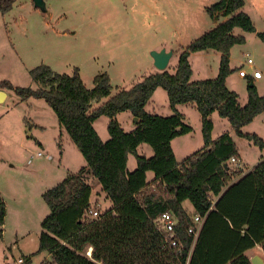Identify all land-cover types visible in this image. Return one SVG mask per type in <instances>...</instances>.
<instances>
[{
    "label": "trees",
    "instance_id": "1",
    "mask_svg": "<svg viewBox=\"0 0 264 264\" xmlns=\"http://www.w3.org/2000/svg\"><path fill=\"white\" fill-rule=\"evenodd\" d=\"M15 2L0 0V11H10ZM244 5L245 0H220L212 5L208 12L213 19L221 15L227 18L182 49L173 73H150L114 95L108 72L95 75L94 86L88 88L79 67L70 75L42 63L30 70L39 84L37 88L0 81V90L13 89L23 100H46L87 161L86 167L43 194L50 211L42 222L38 251L50 253L51 260L46 264H253L246 250L257 243L264 248V227L260 228L264 222V156L242 175L238 145L229 132L214 139L212 119V114L218 112L238 135L264 149L261 136L242 131L264 112V95L252 76L245 105L227 85L234 70L231 50L247 40L245 35L235 34V28L257 32ZM257 33L264 41V32ZM210 49L221 53L219 73L193 80L191 54ZM159 87L168 93L174 110L171 115L146 109ZM106 97L94 106V101ZM182 103H193L199 110L204 146L178 161L172 140L193 131L186 116L176 108ZM124 111L139 119L131 131H126L116 117ZM102 115L110 117L107 141L94 126ZM144 143L152 147L153 155L139 153ZM131 154L137 159L133 170L128 169ZM232 157L239 162H231ZM148 171L154 172L151 183ZM87 174L99 181L112 203L96 217L88 214L94 188ZM186 200L193 211L185 206ZM165 212L174 213L178 219L177 245L167 240L156 224ZM6 213V201L0 192V235ZM197 215L204 219L202 226L189 232ZM244 223L248 228L242 234ZM22 258V264H26L30 256Z\"/></svg>",
    "mask_w": 264,
    "mask_h": 264
},
{
    "label": "rangeland",
    "instance_id": "2",
    "mask_svg": "<svg viewBox=\"0 0 264 264\" xmlns=\"http://www.w3.org/2000/svg\"><path fill=\"white\" fill-rule=\"evenodd\" d=\"M219 1L45 0V11L34 0H16L10 11H0V81L37 88L39 84L30 74L32 68L44 63L60 73L73 75L75 67H79L88 88L94 86L95 75L108 72L114 95L159 71L153 57L155 50L173 51L166 68L173 73L182 49L227 18L221 15L215 20L208 12ZM243 10L251 16L257 32H264V0H245ZM257 32L239 27L234 30L247 40L231 50L234 70L227 84L239 94L244 105L251 83L250 76L240 75V68L249 74L255 69L262 72L261 78H253V83L264 95V41ZM190 60L193 80L212 78L219 73L221 53L217 50L193 52ZM156 90L147 110L163 116L174 113L167 91L162 87ZM6 92L8 97L0 102V189L9 206L0 235V264H22L18 259L28 256L26 264H46L51 260L50 253L38 251L42 222L50 211L43 194L69 174L86 167L87 161L46 100L36 97L23 100L13 89ZM107 99L94 101V106ZM193 106L180 104L186 122L193 127L192 132L174 143L180 159L204 146L201 114ZM116 117L126 131L134 129L130 111ZM212 117L213 138L229 132L242 155V168H253L264 156V149L238 135L230 121L218 112ZM109 121V116L102 115L94 122L104 141L110 138ZM242 131L264 139V112ZM142 146L140 154L147 148L148 156L152 155L149 144ZM39 151L42 156H38ZM136 165V156L131 154L128 167L135 169ZM86 178L94 188L92 208L100 211L108 208L99 181L92 174ZM185 206L190 207L191 202L186 200Z\"/></svg>",
    "mask_w": 264,
    "mask_h": 264
},
{
    "label": "built area",
    "instance_id": "3",
    "mask_svg": "<svg viewBox=\"0 0 264 264\" xmlns=\"http://www.w3.org/2000/svg\"><path fill=\"white\" fill-rule=\"evenodd\" d=\"M248 62L252 63L253 59L249 58ZM239 73L241 76H244V77H246V76H252L253 78H261L262 77V72L258 69H255L253 74H249L244 68H240ZM42 155H43V152L39 151L38 156H42ZM230 160L233 163L239 162V159L236 157H232ZM88 214L90 216L96 217L100 214V210L91 208V209H89ZM201 222H202V217L199 215L195 216L194 217V224L192 226H190L189 232H196L198 230V224ZM177 223H178V219L176 218L175 214L172 212H165L156 220V224H157L158 228L165 234L166 239L170 240L173 245L178 244L177 234H176V230H175ZM88 254L91 255V251L88 252ZM22 262H23V258L21 257L18 259V263H22Z\"/></svg>",
    "mask_w": 264,
    "mask_h": 264
},
{
    "label": "crops",
    "instance_id": "4",
    "mask_svg": "<svg viewBox=\"0 0 264 264\" xmlns=\"http://www.w3.org/2000/svg\"><path fill=\"white\" fill-rule=\"evenodd\" d=\"M227 83H228V79H227ZM228 85V84H227ZM258 88V87H257ZM157 91V90H156ZM258 91H259V89H258ZM156 93V92H155ZM154 93V94H155ZM261 94V93H260ZM154 96V95H153ZM7 97H8V95H7ZM6 97V98H7ZM149 103V102H148ZM191 104V107H194L193 105H195V104H193V103H190ZM176 108L181 112V113H183L184 115L186 114V113H184V111L181 109V107H180V104H178L177 106H176ZM197 108V107H196ZM147 109V108H146ZM213 115V114H212ZM212 119H213V117H212ZM201 130H202V127H201ZM182 136H185V134L184 135H181V136H178V137H176V138H174L173 140H172V146H173V149H174V152H175V155H176V158H177V160L178 161H182L183 159H180L179 157H178V155H177V152H176V147H175V145H174V143H175V141L178 139V138H180V137H182ZM142 145H144V144H142ZM142 145H140V147H143ZM139 147V148H140ZM181 146H179V149H181L180 148ZM138 151H139V149H138ZM153 149H152V155H153ZM141 154H145V155H147L148 156V154H149V150L146 148V149H144L143 150V153H141ZM151 156V155H150ZM240 160H241V164H243V158H242V155H241V153H240ZM130 157V156H129ZM129 161V160H128ZM258 164V163H257ZM256 164V165H257ZM255 165V166H256ZM254 166V167H255ZM253 167V168H254ZM252 167H249L248 169H244V171H243V173H242V175H244V174H246L247 172H249L250 170H252L253 169ZM128 169L129 170H133V169H130L129 167H128ZM87 175H89V174H87ZM147 176H148V182H150L151 183V181L153 180V178H154V172L153 171H148V173H147ZM96 180V179H95ZM235 180H237V178L235 179ZM101 187V186H100ZM101 190H102V187H101ZM0 192H1V194H2V196L4 197V199H5V201H6V205H7V213H6V219H7V214H8V202H7V200H6V198H5V196H4V193H3V191L0 189ZM102 194L105 196V197H107L106 196V193L102 190ZM262 196H264V193L262 194ZM98 197H100V196H98ZM97 197V198H98ZM93 198V197H92ZM107 200V206L108 207H110L111 205H112V203H111V201L107 198L106 199ZM185 204V203H184ZM187 207V206H186ZM188 208V210L189 211H193V206H192V204H191V206L190 207H187ZM261 208H263V210H264V205L261 207ZM257 209H259V207L257 208ZM263 217V216H262ZM261 217V218H262ZM263 220H264V217L262 218ZM203 220L204 219H202V222L201 223H199L198 224V229H200V227L202 226V223H203ZM262 227H264V222L262 223L261 222V225H260V228H262ZM247 228H248V224L247 223H244L243 224V228H242V234H245L246 232H247ZM246 254L250 257V258H252V257H254V256H260L263 260H264V248H263V245H262V243H257L254 247H251V248H249V249H247L246 250Z\"/></svg>",
    "mask_w": 264,
    "mask_h": 264
},
{
    "label": "water",
    "instance_id": "5",
    "mask_svg": "<svg viewBox=\"0 0 264 264\" xmlns=\"http://www.w3.org/2000/svg\"><path fill=\"white\" fill-rule=\"evenodd\" d=\"M35 5L42 8L46 11V2L45 0H34ZM173 56V51H167L166 49H162L160 51H153L154 62L158 70L163 71L166 70L171 58ZM7 92L5 90H0V102L6 100ZM138 117H134L135 124L138 122ZM228 167V163L226 165ZM253 264H264V260L260 256H254L251 258Z\"/></svg>",
    "mask_w": 264,
    "mask_h": 264
}]
</instances>
